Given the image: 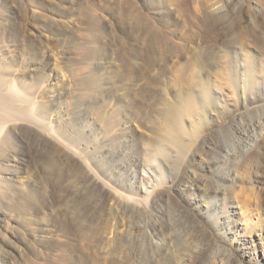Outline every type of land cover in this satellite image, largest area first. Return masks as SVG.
<instances>
[{"label": "rangeland", "instance_id": "rangeland-1", "mask_svg": "<svg viewBox=\"0 0 264 264\" xmlns=\"http://www.w3.org/2000/svg\"><path fill=\"white\" fill-rule=\"evenodd\" d=\"M263 10L264 0H0V68L48 126L13 120L1 134L0 264H264ZM202 81L227 93L229 117L202 107ZM188 92L205 124L184 154L154 157L165 103ZM224 196L247 211L225 212ZM244 222H260L255 246L236 236Z\"/></svg>", "mask_w": 264, "mask_h": 264}, {"label": "bare ground", "instance_id": "bare-ground-1", "mask_svg": "<svg viewBox=\"0 0 264 264\" xmlns=\"http://www.w3.org/2000/svg\"><path fill=\"white\" fill-rule=\"evenodd\" d=\"M209 21H211V20H209ZM200 63H201V61H200ZM246 64H247L246 71H247V76H248L247 85H248L249 89H253L256 85V78L254 75L255 70L253 69V67L249 66V63H246ZM201 66H202V64H201ZM11 79L12 78L9 79L8 76H6L3 73V70L0 68V137L2 136L1 134L3 133L5 127L9 123H11V121H13V120H20V121H23V123H27L28 125L30 124V126H31V124H34L36 126L38 125V126H41V127H44L47 129L48 126L46 125V123L44 121H42V119L36 113L35 108H36V105H38V104H36L34 101H32L30 91L26 88L22 89L20 86H18ZM226 82L229 84V87L230 86L235 87L237 79L234 77L233 73L229 72L227 77H226ZM210 85L211 84H209L208 82L202 81V83H200V89H201L200 94L202 95V96L201 95L200 96L203 99V101H202L203 106L202 107L206 108L205 107L206 105L208 107H211V106L215 107L217 105H219V106L222 105V108H223L222 110H223L224 114H227L229 117L235 111V107H231V104H232L231 101H229V99H227V97H225V94H227V93H225L224 90L219 89V91L217 90L219 95H214L213 90H212ZM220 86H222V85H220ZM195 96L193 95V92L192 93L188 92L185 95L181 96V98L178 99V101H176V102H169L168 101L165 103L164 110H163L164 111L163 116H165L163 118L164 119V126L162 128V131L159 132V135L156 139V143L154 144V146L152 148H149L150 152L152 153V155H154V157H157L159 155L162 156L165 153H168V148H171V149L174 148L180 154H184L187 151L189 144H190V141H192L193 138L195 137V135L198 134L197 130L199 129V127H201L198 125L201 123L205 124L204 122L206 121V114H203V112L201 114V112H200V110H201L200 106L201 105H198V100H197L198 97H195ZM219 97H220V99H222L224 101L223 103L218 102ZM213 109L217 110L216 108H213ZM202 110L207 111L206 109H203V108H202ZM213 112L216 113V111H213ZM196 114H200V118L198 119L199 121L198 120L194 121V123H193L194 129L193 128L192 129L195 131H192V130H190L191 128L188 129L185 121H186L187 117L189 118V117H192ZM48 123H50V122H48ZM254 138H253V142L255 143L256 140L254 141ZM203 140H205V139H203ZM224 152H225V154L224 153L221 154L218 157V159L220 158L221 161H225V162L228 161L230 163L238 164L239 158H237L236 153H234V152L231 153L230 151H224ZM257 152H259V151H257ZM255 156H257V155H255ZM241 166H242V164H241ZM235 171L236 170H234V169L233 170H227L221 175L223 180H225L226 182L230 181V183H226V182L219 183L217 188H219L220 192L223 191L225 194L226 192L228 193L229 189H231V188L234 189V186H235L234 184L236 183L237 179L239 178V176H238L239 174H237V172H235ZM194 177H195V174L192 175V174H189L187 171H185L183 173V184L185 186L193 188L194 186L189 185L188 182L190 179H192ZM230 197L225 198V196H224L225 202H226V205L224 206L225 212L229 211L228 207H234L236 209L239 208L241 211L240 213L247 211V210H245L247 204L244 202L243 199H239V198H236L234 196V198L236 200L235 201L236 204H233V203L231 204V203H229L232 200ZM224 216L227 217L228 219H225L223 222H221V224L222 225L224 224L226 229L228 230V232H231V222H233V221H231L232 219L230 218V216H227V215H224ZM216 224L220 225V222H217ZM239 224L240 225L242 224V227L240 225H238L237 228H235V233H237L236 234L237 238L241 239L242 242L246 241V243L253 244V242H255V239L253 237L255 234L254 230L256 227H258L260 225V222H256L255 225L248 224V222L239 223ZM242 231H244V232L242 234H240ZM239 234L241 236H239ZM253 246H255V245L253 244ZM247 248H249V246Z\"/></svg>", "mask_w": 264, "mask_h": 264}]
</instances>
